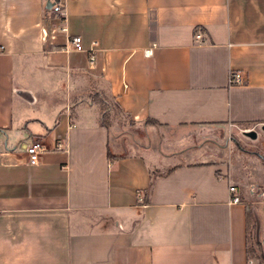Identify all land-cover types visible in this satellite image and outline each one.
I'll list each match as a JSON object with an SVG mask.
<instances>
[{
	"label": "crops",
	"instance_id": "crops-1",
	"mask_svg": "<svg viewBox=\"0 0 264 264\" xmlns=\"http://www.w3.org/2000/svg\"><path fill=\"white\" fill-rule=\"evenodd\" d=\"M57 1L0 0V264H260L264 206L239 185H264L262 157L188 160L160 136L156 154L184 160L151 163L121 151L96 102L129 124L259 131L264 0H60L61 15ZM74 36L96 42L93 68ZM35 141L49 151L28 164Z\"/></svg>",
	"mask_w": 264,
	"mask_h": 264
},
{
	"label": "rangeland",
	"instance_id": "rangeland-1",
	"mask_svg": "<svg viewBox=\"0 0 264 264\" xmlns=\"http://www.w3.org/2000/svg\"><path fill=\"white\" fill-rule=\"evenodd\" d=\"M104 110L105 112L103 114L108 116V118L104 120L107 123H111L112 134L120 137L121 140L119 143L121 146L125 145V148L121 149V151L129 154L132 153V151L141 150L142 147H146L152 154H145L144 156L145 159L151 163H154L155 161L162 163H166L167 161L177 163L184 160L183 157L165 159L160 157L159 154H156L161 146L158 142L160 136H163L164 139L167 138L168 140L173 141L174 146H172V150L175 149V151L186 148L183 143H178L179 139L187 141L188 147L183 150L185 152L183 156H186L188 160H220L227 166L231 164L239 165L243 170L249 167L251 169V166L248 162L239 163L237 156L243 157L244 155H253L256 159L252 160L261 165L262 161H260L259 157H262L264 160V139L259 138L261 135L259 131L258 139L253 141L243 136V132L240 130L230 128L228 126L213 129L206 128L192 130L181 128L168 129L151 122H147V124L141 123L139 125H135L132 122V124H129V121L125 118V116L118 109L112 106L105 104V107L102 108V112ZM261 165H259L260 168ZM237 177L240 178L241 176L238 175ZM240 181L242 182L241 185H239V188L246 193L249 190V186L252 184L255 185L256 188H259L256 189L257 195L253 197H251L248 193L249 197L247 201L262 202L259 206H264V199L259 196L260 192L264 189V185L260 182L256 183L255 181H245L242 179H240ZM258 226L259 227L256 233L258 239L255 238L254 242H251L253 238L251 237V250L249 255L253 259V262L264 264V245L262 243V238H259L260 230L264 227V224L259 222ZM252 236H255L253 232Z\"/></svg>",
	"mask_w": 264,
	"mask_h": 264
},
{
	"label": "built area",
	"instance_id": "built-area-1",
	"mask_svg": "<svg viewBox=\"0 0 264 264\" xmlns=\"http://www.w3.org/2000/svg\"><path fill=\"white\" fill-rule=\"evenodd\" d=\"M51 11L57 15L62 14L63 4L60 2V0L52 4ZM64 30L65 29L63 28L62 31ZM193 39L195 43H201L203 41V32H201L199 29H196L194 32ZM69 43L75 52L85 53L87 55L88 66L89 68H93L95 65L94 53L96 51V42H92L88 48H84L81 38L79 36H74L70 38ZM146 53L149 54L150 52L147 51ZM243 82L244 80L240 72L230 71L228 77L229 86L241 85L243 84ZM52 150L56 152H64L65 145L62 142H58L54 145ZM47 151L49 150L43 143L38 141L32 142L29 146L25 147V153L27 156L26 162L28 164L37 163L41 154L46 153ZM256 189L259 188H256V186L253 184L249 186L248 193L251 197L257 195ZM228 193H229V201H228L229 205L241 203L236 186L229 185ZM259 196L264 199V189L260 192Z\"/></svg>",
	"mask_w": 264,
	"mask_h": 264
},
{
	"label": "trees",
	"instance_id": "trees-1",
	"mask_svg": "<svg viewBox=\"0 0 264 264\" xmlns=\"http://www.w3.org/2000/svg\"><path fill=\"white\" fill-rule=\"evenodd\" d=\"M96 103L99 105V107L101 108V111H102V108L105 107V102H104V100L99 99V100H97ZM104 112H105V110L102 112V120H101V124H102L104 127H107V126H108V123L105 122L104 119L108 118V116L105 115V114H103ZM147 122H151V123H153V124H157V122H155L154 120H151V119L146 120V121L144 122V124H147ZM247 253H248V252H247ZM249 253H250V251H249Z\"/></svg>",
	"mask_w": 264,
	"mask_h": 264
},
{
	"label": "water",
	"instance_id": "water-1",
	"mask_svg": "<svg viewBox=\"0 0 264 264\" xmlns=\"http://www.w3.org/2000/svg\"><path fill=\"white\" fill-rule=\"evenodd\" d=\"M259 131L264 135V125L259 128ZM243 136L255 140L257 138V133L254 130L244 131Z\"/></svg>",
	"mask_w": 264,
	"mask_h": 264
},
{
	"label": "flooded vegetation",
	"instance_id": "flooded-vegetation-1",
	"mask_svg": "<svg viewBox=\"0 0 264 264\" xmlns=\"http://www.w3.org/2000/svg\"><path fill=\"white\" fill-rule=\"evenodd\" d=\"M258 134V130H254Z\"/></svg>",
	"mask_w": 264,
	"mask_h": 264
}]
</instances>
